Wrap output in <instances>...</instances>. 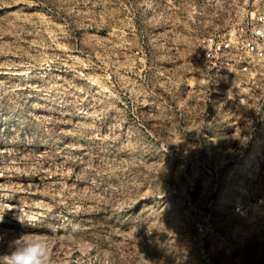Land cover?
<instances>
[{"label": "rangeland", "instance_id": "1", "mask_svg": "<svg viewBox=\"0 0 264 264\" xmlns=\"http://www.w3.org/2000/svg\"><path fill=\"white\" fill-rule=\"evenodd\" d=\"M263 6L0 0V255L27 233L50 264H264V222L233 210L264 180L197 144L221 91L203 38Z\"/></svg>", "mask_w": 264, "mask_h": 264}, {"label": "built area", "instance_id": "2", "mask_svg": "<svg viewBox=\"0 0 264 264\" xmlns=\"http://www.w3.org/2000/svg\"><path fill=\"white\" fill-rule=\"evenodd\" d=\"M201 55L205 76L221 91L205 95L210 108L201 111L198 146L231 150L221 163L229 178L264 180V6L206 35ZM233 210L264 222V194L236 200Z\"/></svg>", "mask_w": 264, "mask_h": 264}, {"label": "clouds", "instance_id": "3", "mask_svg": "<svg viewBox=\"0 0 264 264\" xmlns=\"http://www.w3.org/2000/svg\"><path fill=\"white\" fill-rule=\"evenodd\" d=\"M3 218L4 216L0 215V221H3ZM17 218L21 223H25L23 214ZM0 264H50L47 244L22 233L8 242V250L0 255Z\"/></svg>", "mask_w": 264, "mask_h": 264}]
</instances>
